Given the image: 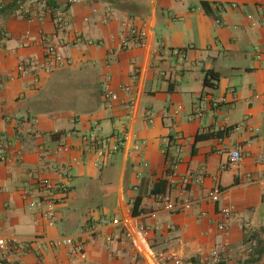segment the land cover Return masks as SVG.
<instances>
[{
  "label": "crops",
  "instance_id": "0c3cea01",
  "mask_svg": "<svg viewBox=\"0 0 264 264\" xmlns=\"http://www.w3.org/2000/svg\"><path fill=\"white\" fill-rule=\"evenodd\" d=\"M50 2L0 0V238L41 239L9 245L4 264H208L215 244L224 264H264V252L254 261L244 252L264 233V28L247 19L264 0ZM124 22L143 31L142 46L121 48ZM47 45L71 63L44 71ZM106 87L116 99L105 98ZM93 121L108 144L128 134L100 167L82 138ZM237 145L241 160L221 170ZM27 174L67 190L44 191L29 209L18 190ZM216 186L214 203L207 193ZM165 193L190 207L163 209ZM223 205L231 209L225 231L217 228ZM102 216L126 223L100 224ZM64 236L84 239L83 254L49 245Z\"/></svg>",
  "mask_w": 264,
  "mask_h": 264
},
{
  "label": "built area",
  "instance_id": "2783aa9c",
  "mask_svg": "<svg viewBox=\"0 0 264 264\" xmlns=\"http://www.w3.org/2000/svg\"><path fill=\"white\" fill-rule=\"evenodd\" d=\"M26 2H30L31 0H24ZM76 0H67L68 3H73ZM22 5V4H20ZM231 8H237V3H230ZM225 4L223 3H216V7L219 11H222ZM1 8V6H0ZM21 10V9H20ZM247 19L252 24H257L264 28V6L259 5L257 7V17L254 14H247ZM126 26L125 29L120 31V45L123 49L139 47L143 45V38L144 33L142 30L129 25L128 23L124 22L123 24ZM71 63L69 58L63 56V54L58 50V48L54 45H47L44 52V63H43V70L50 72L56 68H60L63 66H67ZM28 65V62H24L19 65L18 70L23 71L24 68ZM207 77L210 81L213 80V77L210 74H207ZM104 96L105 98L116 99L117 96L115 93L110 91L107 87L104 88ZM180 107H178V110ZM193 114L195 116L201 115L200 106H196L193 109ZM146 120L151 122V113L146 111L145 113ZM234 128H237L235 126ZM101 126L99 122L93 121L91 123V127L89 132L86 135H83V140L86 144L94 150L95 154L98 156L99 160L97 161V166H101L103 164L102 160L105 156L112 155L113 153L117 152L124 144V141L127 140V132L125 129H121V137L114 143L108 144L107 138L101 136ZM168 143L164 148L166 149ZM226 159L220 165L221 170H225L229 167L235 166L242 158V150L239 145L234 146L231 149H228L226 152ZM6 159V145L3 142L0 136V164H2ZM178 158L172 157L169 159L167 163V171L170 176L176 175V168L178 165ZM36 180L35 185L32 184L33 180ZM18 190L21 194V197L24 201H26L27 206L29 209H35L39 202L42 201L41 198L46 196L44 191L48 192L49 194L55 192L64 193L67 190V186L65 185H58L53 183L52 181L41 178L36 179L33 174H27L26 178L21 182L18 187ZM222 190L219 187L211 188L208 193L207 197L211 202H218ZM159 202L163 209L168 211L173 210H185L190 207V202L187 200H177L171 197L169 193H165L159 195ZM217 212L220 216V220L217 223V228L221 231H225L227 228V220L231 214V209L227 205L219 206L217 208ZM42 218L45 219L47 224L52 225L55 221V213L52 209H46L41 211ZM100 224H110L113 226H119L120 224L126 223L125 220L119 219L114 216H102L99 220ZM139 230L145 233L146 229L143 226H139ZM94 233V232H93ZM128 233L126 234V236ZM113 238H107V244H110ZM41 240V239H40ZM39 238L34 237L32 239L22 240V241H14L11 240L7 242L5 239L0 238V264H4L6 261V253L8 250V246L10 248H17V247H31L32 244H36L40 242ZM50 246H58V245H66L71 247V253L81 255L84 252L85 247V240L82 238H73V237H60L58 239L50 240ZM257 250H261L260 252H264V233L262 236L257 237L254 236L249 239V244L247 248L244 250L246 254V258L249 260H255L260 255ZM224 253L225 248L221 244H215L213 248L209 252V259L208 264H224ZM173 264H180V260L174 259Z\"/></svg>",
  "mask_w": 264,
  "mask_h": 264
},
{
  "label": "trees",
  "instance_id": "16d2710c",
  "mask_svg": "<svg viewBox=\"0 0 264 264\" xmlns=\"http://www.w3.org/2000/svg\"><path fill=\"white\" fill-rule=\"evenodd\" d=\"M47 2L50 4V0H47ZM207 74H210L211 77L215 78V76L211 73V72H206L205 74V77H204V84L205 85H212L211 82H210V79L207 77ZM218 133L216 134H211V135H217ZM204 136H207V135H202V134H196L195 136V140H199L201 138H203ZM162 184L164 185V182H162ZM162 185V186H163ZM140 196L136 197L133 201V204H132V210H131V213L133 215H136L138 213V206L140 204ZM258 252H260L261 250H257ZM262 252L259 253V255H261ZM258 259V258H257ZM256 260V259H255ZM254 261V260H253Z\"/></svg>",
  "mask_w": 264,
  "mask_h": 264
}]
</instances>
